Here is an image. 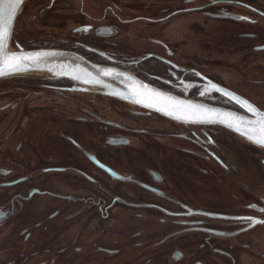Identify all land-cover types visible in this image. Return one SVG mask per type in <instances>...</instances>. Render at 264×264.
<instances>
[{
	"label": "flooded vegetation",
	"instance_id": "1",
	"mask_svg": "<svg viewBox=\"0 0 264 264\" xmlns=\"http://www.w3.org/2000/svg\"><path fill=\"white\" fill-rule=\"evenodd\" d=\"M14 44L264 114V0H28ZM83 88L0 82V264H264V147Z\"/></svg>",
	"mask_w": 264,
	"mask_h": 264
},
{
	"label": "water",
	"instance_id": "2",
	"mask_svg": "<svg viewBox=\"0 0 264 264\" xmlns=\"http://www.w3.org/2000/svg\"><path fill=\"white\" fill-rule=\"evenodd\" d=\"M27 1L23 0L22 3H14L13 12L8 8L7 0H0V8L3 9V19L7 21L9 16H11V32L5 41V53L7 55H41L37 61L22 62L20 71L0 76V82L25 83L46 79H68L75 84L83 86L84 91L130 103L177 123L220 126L232 130L250 141L241 132L247 127L248 121L257 119L251 112L249 113L252 117H247L226 109L180 99L144 83L133 74L98 66L78 54L62 49H26L16 46L14 44L15 27ZM234 101L239 103L235 99ZM179 104L195 105L201 112L208 114L210 119L193 121L178 118L181 117L184 110L173 106ZM229 125H233V127ZM235 126H239L241 130H235Z\"/></svg>",
	"mask_w": 264,
	"mask_h": 264
},
{
	"label": "snow or ice",
	"instance_id": "3",
	"mask_svg": "<svg viewBox=\"0 0 264 264\" xmlns=\"http://www.w3.org/2000/svg\"><path fill=\"white\" fill-rule=\"evenodd\" d=\"M23 0H7V6L14 12V3H22ZM11 32V16L5 21L3 19V9L0 8V76L11 74L12 72H18L21 70V64L24 61H37L41 54H29V55H7L5 53V41ZM214 90L221 91L223 95H231L224 92L222 89L217 88L216 85H210ZM246 109L257 117L255 121H248L247 127L241 134L245 135L251 142L257 144L260 147H264V114H261L252 105L243 102ZM174 108L179 107L183 109L181 117L193 121H205L210 119V116L201 112L195 105H174ZM233 127V125H229ZM235 130L240 131L239 126H235Z\"/></svg>",
	"mask_w": 264,
	"mask_h": 264
}]
</instances>
